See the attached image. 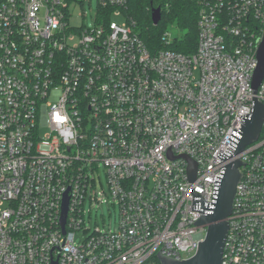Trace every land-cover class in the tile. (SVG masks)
I'll return each instance as SVG.
<instances>
[{
    "label": "built area",
    "instance_id": "2783aa9c",
    "mask_svg": "<svg viewBox=\"0 0 264 264\" xmlns=\"http://www.w3.org/2000/svg\"><path fill=\"white\" fill-rule=\"evenodd\" d=\"M70 1L0 0V264L185 261L252 114L264 0H198L191 55L147 48L128 0H98L103 14L78 28ZM255 96L264 106V77ZM238 158L221 264H264V120ZM100 165L118 225L76 243Z\"/></svg>",
    "mask_w": 264,
    "mask_h": 264
},
{
    "label": "water",
    "instance_id": "95a60500",
    "mask_svg": "<svg viewBox=\"0 0 264 264\" xmlns=\"http://www.w3.org/2000/svg\"><path fill=\"white\" fill-rule=\"evenodd\" d=\"M161 20L160 8L151 10V21L153 26H157ZM257 64L252 75L251 88L253 93L254 107L252 114L246 118L241 129V138L231 155V162L225 166L222 175L218 194L215 204L211 203L210 211L204 210L201 204L200 219L194 222V225L207 227L206 235L203 242H198L195 254L185 261H175L165 257L158 252L161 264H221L224 252L227 232L229 229L228 218L232 213V204L235 195L236 185L240 179L239 169L242 163L238 156L251 143L255 142L261 132L264 120V106L257 100L256 93L264 77V37L260 42L257 50ZM183 157V156H182ZM187 160V174L190 182H194L196 178V164ZM68 196L64 195L61 207L60 226L64 232V226L68 213ZM52 264H56L53 262Z\"/></svg>",
    "mask_w": 264,
    "mask_h": 264
},
{
    "label": "trees",
    "instance_id": "16d2710c",
    "mask_svg": "<svg viewBox=\"0 0 264 264\" xmlns=\"http://www.w3.org/2000/svg\"><path fill=\"white\" fill-rule=\"evenodd\" d=\"M198 6V0H128L123 13L135 21L138 36L152 52L169 49L191 55L196 51L198 41ZM155 8L161 10L157 26L151 21V10ZM171 27L176 28L179 35L166 45L163 38Z\"/></svg>",
    "mask_w": 264,
    "mask_h": 264
},
{
    "label": "rangeland",
    "instance_id": "374dc122",
    "mask_svg": "<svg viewBox=\"0 0 264 264\" xmlns=\"http://www.w3.org/2000/svg\"><path fill=\"white\" fill-rule=\"evenodd\" d=\"M71 0L68 8V24L72 28H78L80 26L92 27L95 24V20L103 12L99 11L98 0ZM109 19L117 24L125 23V16L110 15ZM179 33L176 28H169L170 39L178 36ZM46 128L41 130L42 133L46 132ZM99 195L96 196V200L92 203L89 197L86 198L83 206V221L84 230L78 231L75 234V242L80 243L91 235L95 229L101 231L115 230L118 225L119 212L118 208L114 206V203L109 195V190L106 184L105 170L100 165L97 172V180L95 191ZM86 230V232H84Z\"/></svg>",
    "mask_w": 264,
    "mask_h": 264
}]
</instances>
